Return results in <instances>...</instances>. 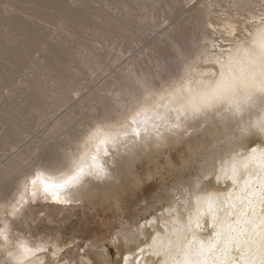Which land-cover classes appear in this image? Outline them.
Here are the masks:
<instances>
[{"label":"rangeland","instance_id":"obj_1","mask_svg":"<svg viewBox=\"0 0 264 264\" xmlns=\"http://www.w3.org/2000/svg\"><path fill=\"white\" fill-rule=\"evenodd\" d=\"M258 18L264 0H0V264H20L26 220L48 216L46 203L57 213L46 217L54 230L38 253L43 264H82L99 240L115 256L120 229L151 218L175 184L197 176L187 140L138 161L106 197L64 203L49 191L31 193L22 218L11 214L22 185L69 167L80 139L140 110L202 49L205 67L231 46L249 44ZM228 20L238 26L234 34ZM73 212L84 238L63 233ZM11 225L21 231L17 238L5 234Z\"/></svg>","mask_w":264,"mask_h":264},{"label":"bare ground","instance_id":"obj_2","mask_svg":"<svg viewBox=\"0 0 264 264\" xmlns=\"http://www.w3.org/2000/svg\"><path fill=\"white\" fill-rule=\"evenodd\" d=\"M227 25L230 34L238 29L233 21ZM250 33L249 44L231 46L217 55L214 66L200 65L206 49H198L181 77L157 94L148 93L140 110L91 130L76 143L69 167L38 172L31 183H22L11 214L28 216L26 201L42 191L64 203L106 197L138 161L187 140L196 151L190 165L197 164V176L175 184L165 208L151 218L120 229L115 256L99 240L82 264H264V18ZM193 129L199 135L190 138ZM46 205V213L56 216ZM46 217L37 223L26 220L29 229L16 254L18 263H44L38 253L54 230ZM64 219V234L85 237L80 215L73 212ZM16 229L11 225L5 234L17 238L21 231Z\"/></svg>","mask_w":264,"mask_h":264}]
</instances>
